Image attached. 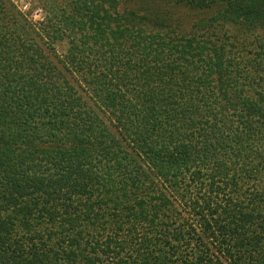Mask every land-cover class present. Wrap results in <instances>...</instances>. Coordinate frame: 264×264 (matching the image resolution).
Wrapping results in <instances>:
<instances>
[{
  "label": "trees",
  "instance_id": "obj_1",
  "mask_svg": "<svg viewBox=\"0 0 264 264\" xmlns=\"http://www.w3.org/2000/svg\"><path fill=\"white\" fill-rule=\"evenodd\" d=\"M0 0V264H264V0Z\"/></svg>",
  "mask_w": 264,
  "mask_h": 264
},
{
  "label": "rangeland",
  "instance_id": "obj_2",
  "mask_svg": "<svg viewBox=\"0 0 264 264\" xmlns=\"http://www.w3.org/2000/svg\"><path fill=\"white\" fill-rule=\"evenodd\" d=\"M23 14H29L36 21L44 18L54 0H11Z\"/></svg>",
  "mask_w": 264,
  "mask_h": 264
}]
</instances>
